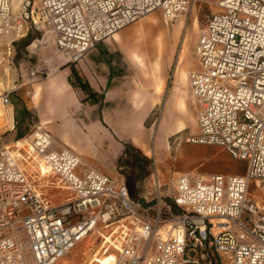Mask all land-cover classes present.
I'll list each match as a JSON object with an SVG mask.
<instances>
[{
	"label": "built area",
	"instance_id": "1",
	"mask_svg": "<svg viewBox=\"0 0 264 264\" xmlns=\"http://www.w3.org/2000/svg\"><path fill=\"white\" fill-rule=\"evenodd\" d=\"M193 1L0 0V42L45 31L79 62L142 17L160 10L173 21ZM216 4L196 42L199 67L189 73L199 131L188 140L224 147L247 162L245 173L174 172L164 180L156 167L152 192L135 197L125 179L39 126L21 148H0V264H56L97 232L104 252L115 249L114 264H200L211 250L229 264H264V205L249 197L253 180L264 191V0ZM13 91L2 93L5 106ZM52 179L66 189L62 203L44 189Z\"/></svg>",
	"mask_w": 264,
	"mask_h": 264
},
{
	"label": "rangeland",
	"instance_id": "2",
	"mask_svg": "<svg viewBox=\"0 0 264 264\" xmlns=\"http://www.w3.org/2000/svg\"><path fill=\"white\" fill-rule=\"evenodd\" d=\"M14 4L17 5V0H14ZM219 9L215 0H194L188 12L184 14L187 19L186 22L181 20L166 22L162 11L157 10L127 26L129 29L134 27L135 29L139 27V29L131 32L126 38L152 40L153 42L151 52L134 53L136 60L143 66L146 63L149 67L146 71H152L157 75L164 60L169 57L167 90L173 84L166 106L163 103L161 109L153 112L146 123L148 127H152V132L148 137L149 148L143 150L129 147L127 148V154L120 162L125 177L130 175L135 178L137 184L139 183L140 186L144 187L146 192H152L153 190L151 175L156 167L163 179L166 180L171 174L179 171V164L183 155H201L206 150L207 154L211 151L217 154V157L213 158L216 161L221 160V167L227 163L232 164L234 168H232L230 174H241L246 171L247 162L243 159L233 158L224 147L208 144H203L204 147H197L195 143L187 141L188 138L199 131L196 105L190 91L188 72L190 73L199 67L195 53L196 42L201 30L206 25L207 17L212 13H216ZM46 34L48 33L45 31L31 29L24 37L16 40L10 46L6 40V42L4 40L0 42V94L2 96L5 90L14 89L11 93L12 104L4 108L1 107V109L5 112L9 107L13 109L15 106L16 108L14 127L10 122L7 124V121H5L2 124L0 121V148L11 146L17 150L15 143L21 141L20 139L28 138L40 126L37 124L38 117L36 113L26 111L24 105L26 98L31 99L33 90H37L40 80L48 76L47 59L54 55V50L59 52L62 60L72 63L69 61L68 56L59 50L53 37ZM114 38L119 43L124 40V37H120L118 33ZM37 40H41L42 43L33 46L34 42L37 44ZM162 40L169 44V52L162 51ZM47 41L46 45L43 44ZM47 46L53 47V49H47ZM182 49L184 56L180 60L183 54ZM145 56H148L147 62H145ZM163 85V81L158 82L157 89L162 90ZM181 101H183V104ZM1 102L2 100H0V106ZM126 128L132 133H137L142 129L136 121L128 123ZM135 140L140 144V139L136 137ZM185 142L189 145H184ZM25 148H28L27 144H25ZM205 164H209V161ZM196 167L192 172L203 173L204 164ZM213 173L224 172L215 170ZM53 181L54 179L44 189L53 195V202L59 204L66 199V189L57 184H52ZM258 184L257 180L252 181L249 197L264 205V191L258 189ZM152 196L149 195V197ZM102 231L106 233L105 229ZM104 243L105 239L98 232L94 233L81 241L56 264H80L85 260L87 261L97 249L103 248ZM115 252L114 248H110L108 253ZM207 257L208 261L205 262V259H201L200 264H229L224 256H220L212 250Z\"/></svg>",
	"mask_w": 264,
	"mask_h": 264
},
{
	"label": "crops",
	"instance_id": "3",
	"mask_svg": "<svg viewBox=\"0 0 264 264\" xmlns=\"http://www.w3.org/2000/svg\"><path fill=\"white\" fill-rule=\"evenodd\" d=\"M215 1L217 3L219 0ZM136 29H129L127 26L122 28L117 32L120 37H124L122 43L113 35L91 49L79 62L68 63L54 50V55L47 59L48 76L40 80L31 99L26 98L24 107L26 111L36 113L37 124L52 134L58 143L69 145L87 162L109 176L125 179L133 196L139 197L148 195L150 191L146 192L130 175L125 177L120 162L127 154L128 145L143 150L149 148L148 137L152 127H148L146 123L153 112L161 109L163 103L166 106L173 84L167 90L169 57L164 60L157 75L146 71L149 69L146 63L143 66L136 60L135 52H151L153 47L152 40L126 38ZM38 43H42L41 40H37V44L34 42L33 46H38ZM47 43L48 41L43 44ZM161 45L162 51L169 52V44L163 41ZM46 48L53 49L50 46ZM147 59L148 56H145V62ZM73 69L96 95L91 96L89 91L71 83L76 79ZM160 81L164 84L162 90L157 89ZM0 98L2 100L1 94ZM95 98L99 100L96 101ZM1 107L6 106L1 102ZM15 111V106L3 111L1 123L7 121V124L10 122L14 127ZM134 121L142 128L137 133L126 128L128 123ZM136 137L140 139V144L136 142ZM203 144L195 143V146L204 147ZM184 145L189 143L185 142ZM213 157H217V154L212 151L207 154V150L201 155H183L179 171L176 172H192L196 166L204 164L203 173L219 170L230 174L234 168L232 164L227 163L221 167V160L216 161ZM208 161L209 164H205ZM99 251L97 249L87 261L80 264H97L93 259L100 254Z\"/></svg>",
	"mask_w": 264,
	"mask_h": 264
},
{
	"label": "bare ground",
	"instance_id": "4",
	"mask_svg": "<svg viewBox=\"0 0 264 264\" xmlns=\"http://www.w3.org/2000/svg\"><path fill=\"white\" fill-rule=\"evenodd\" d=\"M22 0H17V5H15L14 4V0H13V4L15 5V7H17L19 4H20V2H21ZM166 20V22H169L170 20L168 19V18H166L165 19ZM176 20H181V21H187V19L184 17V14H182L179 18H177ZM185 24V23H184ZM117 34V33H116ZM46 35H49L50 36V34L48 33V34H46ZM115 36V35H114ZM184 40H185V38L183 39V48H184ZM6 41L8 42V43H10V39L8 38V39H6ZM182 56H181V58H180V60L183 58V56H184V51H183V49H182ZM188 76H189V72H188ZM193 97V96H192ZM1 99V98H0ZM12 111V110H11ZM2 118H3V110L1 109V106H0V121L2 120ZM25 140H29L30 141V138L28 137V138H24V139H22L21 141H17L16 143H15V145H16V147L17 148H21L22 146H23V142L25 141ZM30 145H32V143L30 142ZM11 147V146H10ZM42 168L44 169V170H46V166L43 164L42 165ZM107 237V236H106ZM108 239H110L109 237H107ZM111 240V239H110ZM103 248L101 249L100 248V251H99V253L101 254H97V255H95L94 256V259H93V262H97L98 264H114V253H108L109 252V250L107 251V252H104V249H105V245L104 246H102ZM103 250V251H102ZM92 264H94V263H92Z\"/></svg>",
	"mask_w": 264,
	"mask_h": 264
},
{
	"label": "trees",
	"instance_id": "5",
	"mask_svg": "<svg viewBox=\"0 0 264 264\" xmlns=\"http://www.w3.org/2000/svg\"><path fill=\"white\" fill-rule=\"evenodd\" d=\"M73 72H74V74H75V76H76V79H75L74 81H71V83H72L74 86H79V87H81L82 89L89 91L91 96H94V95L97 94L96 92L92 91V89L90 88V86H89V84H88L87 82L82 81V79L77 75L75 69H73ZM95 99H96V98H95ZM98 100H99V98L96 99V101H98ZM20 137H22V136H20ZM128 146H129V147H133L132 145H128ZM133 148H134V147H133ZM134 149H136V148H134ZM136 151H137V150H136ZM126 153H127V152H126ZM214 264H215V263H214Z\"/></svg>",
	"mask_w": 264,
	"mask_h": 264
}]
</instances>
